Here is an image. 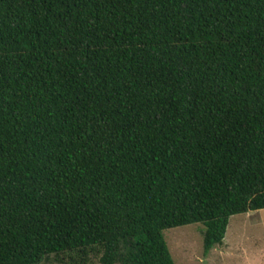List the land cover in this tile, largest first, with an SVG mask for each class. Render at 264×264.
<instances>
[{"label": "trees", "instance_id": "trees-1", "mask_svg": "<svg viewBox=\"0 0 264 264\" xmlns=\"http://www.w3.org/2000/svg\"><path fill=\"white\" fill-rule=\"evenodd\" d=\"M263 209L264 0H0V264H174Z\"/></svg>", "mask_w": 264, "mask_h": 264}, {"label": "rangeland", "instance_id": "rangeland-1", "mask_svg": "<svg viewBox=\"0 0 264 264\" xmlns=\"http://www.w3.org/2000/svg\"><path fill=\"white\" fill-rule=\"evenodd\" d=\"M202 230L196 223L162 232L174 264H264V209L229 217L222 244L206 254Z\"/></svg>", "mask_w": 264, "mask_h": 264}]
</instances>
